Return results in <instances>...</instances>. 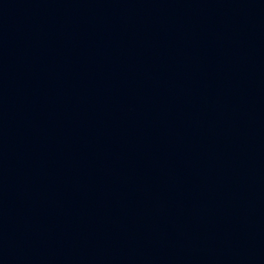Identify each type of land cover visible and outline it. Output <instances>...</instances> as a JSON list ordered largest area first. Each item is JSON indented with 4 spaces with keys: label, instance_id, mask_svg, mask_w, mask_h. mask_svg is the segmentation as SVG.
<instances>
[{
    "label": "water",
    "instance_id": "water-1",
    "mask_svg": "<svg viewBox=\"0 0 264 264\" xmlns=\"http://www.w3.org/2000/svg\"><path fill=\"white\" fill-rule=\"evenodd\" d=\"M0 264H264V0H0Z\"/></svg>",
    "mask_w": 264,
    "mask_h": 264
}]
</instances>
